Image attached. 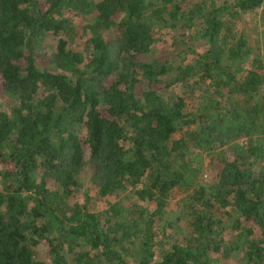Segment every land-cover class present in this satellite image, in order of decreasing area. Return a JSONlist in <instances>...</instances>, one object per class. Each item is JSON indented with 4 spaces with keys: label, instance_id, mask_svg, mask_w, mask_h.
<instances>
[{
    "label": "trees",
    "instance_id": "trees-1",
    "mask_svg": "<svg viewBox=\"0 0 264 264\" xmlns=\"http://www.w3.org/2000/svg\"><path fill=\"white\" fill-rule=\"evenodd\" d=\"M263 5L0 0V264H264V50L236 29ZM163 31L203 51L162 58ZM88 170L124 196L88 210Z\"/></svg>",
    "mask_w": 264,
    "mask_h": 264
},
{
    "label": "rangeland",
    "instance_id": "rangeland-1",
    "mask_svg": "<svg viewBox=\"0 0 264 264\" xmlns=\"http://www.w3.org/2000/svg\"><path fill=\"white\" fill-rule=\"evenodd\" d=\"M81 18L77 19V22L81 25L83 22L81 21ZM236 29L237 30H244V32L248 35L249 40L257 47L264 50V5L259 8L256 12L250 13L246 16H244L242 19L238 20L236 23ZM179 34L178 31H163L161 34V38L157 43V55H161L162 58H170L173 59L175 54L179 53L181 50H185V53L182 56H185L187 58V62L195 59L196 52H202L203 49L198 47L197 45L194 47L195 51H187V46L185 48L182 47V45L179 43L178 45L173 44V36ZM177 92H181V88L179 86L175 87ZM4 89L2 87V83L0 81V112L3 110H9V105L11 101L4 96L3 93ZM211 159L208 157L206 159V168L202 175V181L208 182L213 179V177L216 175V173L219 171L220 166L213 165L210 166ZM90 175L91 172L85 171L81 175V180L83 183V188L77 192L75 195V200H78L81 204L86 205L87 209L92 212H102L106 209H108L111 204L115 203L117 200L121 199L124 195L121 196H115V195H108V196H100L98 194L97 189L92 185L90 181ZM1 179H0V189H1ZM184 196V193L178 189H175L168 199V204L166 206V210L168 211V214L165 215L164 220L162 221L163 225H165V222H172L175 221L178 208V201L181 199V197ZM131 202H136L139 204H143L142 201L136 200L135 198L132 199H126L125 204L130 205ZM152 209L156 207V203H151L150 206ZM161 221L158 223V228L160 227ZM180 225L184 223H178ZM168 231L171 232L173 229L170 227L168 228ZM256 235H260V231H256ZM177 237L182 238L183 235L181 233H178L176 235ZM226 238H232L231 235L226 234ZM39 254L40 257L48 262H51V258L48 255V245L47 243L43 242L39 247ZM239 258H232L229 262L225 261L223 259H220L218 256L215 255V264H239L242 261L238 260ZM71 264H77L73 261L72 257H70Z\"/></svg>",
    "mask_w": 264,
    "mask_h": 264
}]
</instances>
